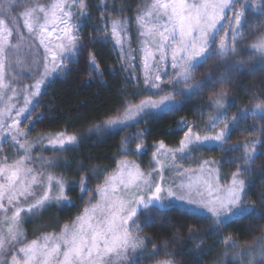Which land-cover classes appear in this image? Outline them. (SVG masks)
Masks as SVG:
<instances>
[{
  "label": "snow or ice",
  "instance_id": "1",
  "mask_svg": "<svg viewBox=\"0 0 264 264\" xmlns=\"http://www.w3.org/2000/svg\"><path fill=\"white\" fill-rule=\"evenodd\" d=\"M93 11L98 36L85 35L81 27ZM99 38L111 42L125 76L96 132L115 135L147 117L177 113L205 88L211 96L197 110V120L177 123L174 131L182 135L175 146L153 142L147 169L127 158L149 151L146 129L124 137L121 159L94 189L89 180L97 177L80 175V165L85 206L58 230L29 233L26 220L53 204L75 206L68 189L77 181L55 170L72 167L61 155L81 142L67 128L30 139L46 119L37 108L50 82L71 72L73 64L103 80L94 51ZM257 71H264V0H0V264H177L167 247L171 239L146 251L152 241L141 235L155 213L165 211L209 222V234L218 237L213 247L224 245L225 264H264V234L244 245L223 234L238 220L264 219V192L258 193L259 208L248 203L254 185L244 178L252 174L257 148L264 153V91L251 90V107L228 115L235 106L230 90H238L232 83ZM249 119L245 131L260 138L225 147L232 131ZM213 150L225 157L196 160V154ZM237 152L239 157L229 159ZM185 160L194 166L184 167ZM225 163L236 169L221 182ZM165 171L174 175L166 178ZM188 231L194 239V229Z\"/></svg>",
  "mask_w": 264,
  "mask_h": 264
},
{
  "label": "trees",
  "instance_id": "2",
  "mask_svg": "<svg viewBox=\"0 0 264 264\" xmlns=\"http://www.w3.org/2000/svg\"><path fill=\"white\" fill-rule=\"evenodd\" d=\"M94 2H98V0H94ZM133 2L141 4L142 0H133ZM108 3L111 4L112 0H108ZM97 15L93 11L92 16L86 22H83L86 35L98 36L94 32V28L98 23ZM94 51L98 53V59L105 70L103 80L91 81L85 77L74 76V74L70 75V78L55 79L50 83L41 99L40 103L47 115L45 120L48 121L52 129L67 128L69 133L86 134L91 127L103 118L102 114L106 106L111 107L115 102L116 90L124 83L125 76L117 60L116 51L112 49L111 42L105 44L102 38L98 39ZM113 70L114 75L112 74ZM262 80H264V75L256 72L249 76L242 75L237 82L236 89L238 90L235 91V106L229 112L238 110L239 106L249 105L250 99L253 98L251 90L264 91ZM23 81H26V78ZM207 100L208 98L205 95L193 96L177 113L147 117L139 125L115 135L105 133L100 136L96 134L85 136L75 149H69L65 153L63 161H67L72 167L58 168L57 171L69 181H77L68 189V195L75 206L52 205L42 215L33 216L31 220L27 221L25 224L26 231L38 235L44 230H54L59 224H64L75 217L85 206L87 199L84 197V202H81L78 186L79 176L77 171L80 165L85 166V171L80 175L105 174L106 172L103 169H107V173L113 171L116 160L121 159V141L129 133L132 134L138 130H147L145 140L149 148L157 140H163L167 145H176L182 135L181 132L174 131L177 123L182 118L197 120L199 118L197 110L206 105ZM48 117L52 119H47ZM251 124L250 121L247 124L243 123L242 129L232 131L231 136L254 139L256 132L245 131ZM148 155L147 152L146 155L140 157L143 164L149 161L150 157ZM202 155L204 158L216 160L225 157V153L220 150L203 151ZM229 159H231L230 156ZM222 168L234 170L236 165L225 163L222 164ZM245 179L246 182L254 185L249 189L251 199L247 202L252 203L255 201L257 208H259L258 193L264 192V172H252ZM93 180L94 178L89 182L92 183ZM162 218V221L157 222L153 230L165 235L166 239L172 240V243L167 247L180 264H215L221 259L220 254L224 250V245L217 244L213 247L218 237L210 235V230L205 229L210 224L209 222L205 220L185 221L181 218L179 211L166 212ZM189 228L194 229L193 235L197 239L190 238ZM177 231L180 235L174 237L173 233ZM223 234H233L241 245L251 243L256 237L264 234V219L259 221L250 218L238 220L224 229ZM29 237L33 238L32 235ZM218 257L219 259H217Z\"/></svg>",
  "mask_w": 264,
  "mask_h": 264
},
{
  "label": "rangeland",
  "instance_id": "3",
  "mask_svg": "<svg viewBox=\"0 0 264 264\" xmlns=\"http://www.w3.org/2000/svg\"><path fill=\"white\" fill-rule=\"evenodd\" d=\"M230 14V13H229ZM81 27H82V29H83V33H84V27H83V21L81 22ZM85 34V33H84ZM221 34H223V33H221ZM86 35V34H85ZM53 39H54V36H53ZM137 65H139V60H137ZM77 65H75V64H73L72 65V71L71 72H69L67 75H65V76H61V77H59V78H57V79H64V78H70V75H73L74 74V76L75 75H78V76H81V78H83V77H85V78H87V79H89V80H91V81H95V80H98L99 78H96L94 75H90L88 72H86V71H84L83 70V66H80V70L79 71H77ZM139 71H140V69H137V72L139 73ZM256 73H260V74H262V75H264V71H257ZM242 76V75H241ZM240 76V77H241ZM245 76H249V75H245ZM240 77H238L237 79H236V81H234L233 83H232V87L233 88H236L237 87V82H238V80H239V78ZM23 83H30V81L26 78V81H22ZM51 82H53V81H51ZM50 82V83H51ZM48 88V87H47ZM217 90H219V86H217ZM46 91H47V89H46ZM204 95L207 97V98H209L210 96H211V89L210 88H205L204 90ZM203 95V96H204ZM235 91L233 92V91H231L230 90V97H232L233 99H235ZM179 98L180 97H177V99L179 100ZM253 100V98L252 99H250V101H252ZM228 101H226V103H227ZM242 107H251V103H249V105H243V106H239L238 107V109L239 108H242ZM41 110H43V108H42V105H41V107L40 108H37V111L39 112V111H41ZM238 110H236V111H231V112H228V115H229V117H231L235 112H237ZM44 115L45 116H47L46 115V113L44 112ZM190 122L191 121H193V120H189ZM249 121H250V123H252V120L251 119H249ZM242 126H243V123H241L240 124V126H239V128L237 129V130H240V129H242ZM55 131H59V129H52L51 128V126L49 125V123H48V121L47 120H44L43 121V123L42 124H40V125H37V127L31 132V134H30V139H32V138H35L40 132H55ZM138 131H141V130H138ZM137 131V132H138ZM234 131V130H233ZM92 133H94V134H96V135H103V134H105V133H107V132H105V131H103V130H101V131H99V132H96L95 131V129H94V126L93 127H91L88 131H87V133L86 134H76L78 137H80V140L82 141V139H84V137L85 136H90V135H92ZM71 134V133H70ZM128 135H131V133H129ZM127 135V136H128ZM260 138V133L259 132H256V136H255V138L254 139H259ZM254 139H246V138H242V137H239V136H230V138H229V141H228V144L227 145H225V147H230L232 144H235V143H237V142H242V141H245V140H254ZM167 145V144H166ZM134 146V145H133ZM169 147H172V145H168ZM175 146V145H174ZM4 148H5V150L8 152V155H9V157H11L12 156V151L11 150H9L8 149V144L7 143H4ZM257 152H258V155L255 157V163L252 165V172H264V171H262V168H264V153H262L261 152V150L259 149V147L257 148ZM66 153V152H65ZM65 153H63L62 155H61V161H63L64 160V157H65ZM202 153L203 152H200V153H198V154H196V160H202V159H213V158H204L203 157V155H202ZM148 156L149 157H151V147L149 148V151H148ZM43 155L44 156H51V155H53V153L52 152H50V151H45L44 153H43ZM239 155H240V153L239 152H237V153H232V154H230L229 156L232 158V156H235V157H239ZM132 157V158H131ZM141 156H139V157H137V156H131V155H129L127 158L129 159V160H135L136 161V163H139V164H141V167L142 168H144V169H147L148 168V166H149V161H150V158H149V161L146 163V164H143L142 162H141V158H140ZM183 164H184V167H189V166H194V164H193V161H191V160H185V161H183ZM57 171H58V169H56L55 170V172H56V174L57 175H59V173H57ZM233 171H235V169L234 170H228V169H223L222 168V165L220 166V179H221V182H225L226 180H227V178H228V176H229V174L231 173V172H233ZM112 172V171H111ZM108 173H110V172H108ZM108 173H105V174H101V173H95V177H97V178H94V180H93V182L92 183H90L89 182V187L90 188H95V186H96V184L98 183V182H100V180L102 179V177L104 176V175H106V174H108ZM174 174L173 173H169L168 171H165V176H166V178H171L172 176H173ZM244 178H246V177H244ZM66 179V178H65ZM66 181H69L68 179H66ZM86 197V199L88 200V197L87 196H85ZM53 205H57V204H53ZM59 206H61V205H59ZM166 212H170V211H165V212H156L155 213V215L153 216V218H152V222H151V225L149 226V227H145L144 228V230H143V232H141V235L142 236H147V237H149V239L152 241V243H149L148 244V248L146 249V251H148V250H151V248H152V244L153 243H160L162 240H165L166 238L164 237L165 235H163V234H160V233H158L157 231H155V230H153V228H154V226H156V223L158 222L159 223V221H162V217H164V213H166ZM172 212V211H171ZM31 219H32V217H31ZM31 219H28V220H26V222L27 221H29V220H31ZM26 222H25V224H26ZM141 222H143V217H141ZM24 224V228H25V230H26V225ZM61 225H63V224H59V226H61ZM59 226H57L54 230H58V227ZM205 229H208V230H210L211 229V225L209 224V225H207V227L205 228ZM53 229L51 230V231H54ZM154 233H157V234H159L158 236H154L153 234ZM194 236V235H193ZM195 237V236H194ZM34 238V237H33ZM196 238V237H195ZM29 239H31V237H29ZM197 239V238H196ZM233 251H239V249H235V250H233ZM223 253H224V250L221 252V259L219 260V261H217L215 264H225V260H226V257L223 255ZM229 255H231V253H229ZM175 258V257H174ZM176 259V258H175ZM177 260V259H176ZM149 264H150V262H149ZM177 264H180L179 262H178V260H177Z\"/></svg>",
  "mask_w": 264,
  "mask_h": 264
}]
</instances>
